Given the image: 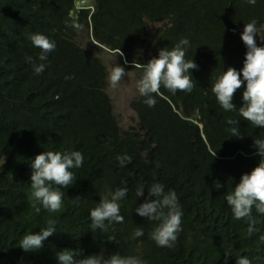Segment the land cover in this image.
<instances>
[{"label":"trees","instance_id":"1","mask_svg":"<svg viewBox=\"0 0 264 264\" xmlns=\"http://www.w3.org/2000/svg\"><path fill=\"white\" fill-rule=\"evenodd\" d=\"M253 19L264 35V0H0V264H59L56 253L64 249L80 253L77 260L119 252L143 264H236L241 255L264 264V214L253 207L256 231L249 236V220H236L225 199L258 166L254 139L264 138V128L239 115L246 83L234 95V111L223 110L211 90L224 70L243 68L241 34ZM148 22L160 28L145 57ZM35 33L56 43L46 61H39L41 49L29 39ZM260 34L255 39L264 47ZM183 38L190 42L185 59L198 65L191 70L195 87L175 94L161 87L154 107L143 96L134 99L137 123L123 129L107 93L103 54L141 78L133 61L147 64ZM28 56L45 63L42 74L34 73ZM228 119L239 121L242 137H233ZM45 151H80L84 157L82 167L70 169L75 178L68 187L52 185L63 193L57 212L31 195V163ZM124 155L132 161L121 166L117 158ZM122 181L128 188L118 201L123 223L106 221V230L93 232L91 209ZM153 182L174 190L183 212L172 248L159 247L151 239L157 222L136 213ZM76 196L78 205L72 203ZM53 221L56 233L42 248L20 247L25 234ZM137 228L144 235L131 239Z\"/></svg>","mask_w":264,"mask_h":264},{"label":"clouds","instance_id":"2","mask_svg":"<svg viewBox=\"0 0 264 264\" xmlns=\"http://www.w3.org/2000/svg\"><path fill=\"white\" fill-rule=\"evenodd\" d=\"M252 5L256 0H249ZM66 25L74 27L78 32L82 26L78 24ZM260 34L255 19L245 24L241 34V39L247 47L243 68L238 71L234 67H229L226 71L216 77L212 92L215 94L218 103L225 111H234L236 105L233 103L234 95L238 89L246 83L243 91V106L239 107V115L244 120L250 122L255 127L264 128V47L258 46L256 35ZM264 40V35H261ZM29 39L35 47L41 49L39 61H46L48 54L56 48L55 41L50 40L46 35L35 33L31 34ZM189 40L181 39L172 48H162L159 50L158 58H152L147 64H141L133 61L134 68L142 69V77L137 81L136 87L139 94L143 97L144 103L148 107H154L156 104V95H160L161 87L175 94L177 91L190 93L195 87L192 81L191 70L198 69L194 60H186V46H189ZM123 57L124 53L119 52ZM26 61L32 63L34 73L42 74L45 71V63H35L33 58L28 56ZM124 63L128 61L125 58ZM190 73V74H189ZM128 72L124 67L115 65L108 70L107 81L111 87H115ZM241 75L243 78H241ZM227 123L231 127L230 131L233 137H242L239 135V121L228 119ZM254 144L258 149V155L261 159L251 173H245L241 176L240 182L232 191H227L225 199L231 207L236 220L248 219V235L251 236L255 229L256 221L252 217V209L264 214V138L254 139ZM216 156V152L212 153ZM121 166L131 163L132 157L128 155L117 158ZM84 157L80 151L59 152L45 151L35 156L32 160L31 168V195L40 202L45 209L50 212L60 211L63 205V193L59 188H53L52 185L68 187L73 181L74 174L70 171L73 168L83 166ZM124 186L117 187L109 196H102L96 207L90 211V228L93 232L97 229L106 230V221L109 223H123L124 217L120 215V206L118 201L125 198L128 193L127 181H122ZM223 187L218 181L216 188ZM144 187L137 190V196H144ZM155 199H151V197ZM80 196L73 198L72 203L78 205ZM136 213L150 221L157 222L151 232V239L159 247L172 248L182 231L183 212L178 203V197L174 190L165 191V186L159 182H153L148 187V198L139 207ZM56 233L54 221L50 226L42 228L38 233L25 234L20 241V247L25 251L39 250L43 247L44 241ZM144 235L141 228L133 231L131 239H136ZM114 241L115 237H109ZM264 240V235L260 237ZM59 264H143V261L137 256L121 255L114 253L108 258L103 255H92L77 260L80 255L77 251L64 249L56 253ZM227 255V254H226ZM227 264V261H225ZM236 264H252L247 256H239Z\"/></svg>","mask_w":264,"mask_h":264},{"label":"rangeland","instance_id":"3","mask_svg":"<svg viewBox=\"0 0 264 264\" xmlns=\"http://www.w3.org/2000/svg\"><path fill=\"white\" fill-rule=\"evenodd\" d=\"M147 27V42L143 49H141V55L145 57L148 56V43L152 41L157 29L160 28V24L148 22ZM83 41L87 44L90 40L83 38ZM103 60L108 66V70L115 65H119L117 58L111 54L104 53ZM138 75V71H131L115 87L108 85L107 93L112 99L114 113L123 129L135 126L138 120L136 111L130 105L134 99H138L141 96L136 87L137 81L140 79Z\"/></svg>","mask_w":264,"mask_h":264},{"label":"bare ground","instance_id":"4","mask_svg":"<svg viewBox=\"0 0 264 264\" xmlns=\"http://www.w3.org/2000/svg\"><path fill=\"white\" fill-rule=\"evenodd\" d=\"M98 91V90H97Z\"/></svg>","mask_w":264,"mask_h":264}]
</instances>
